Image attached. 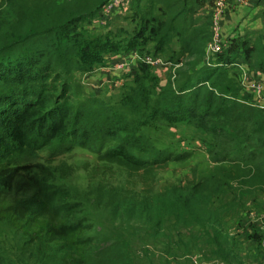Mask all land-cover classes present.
<instances>
[{"label": "trees", "instance_id": "obj_1", "mask_svg": "<svg viewBox=\"0 0 264 264\" xmlns=\"http://www.w3.org/2000/svg\"><path fill=\"white\" fill-rule=\"evenodd\" d=\"M105 2L11 0V13L0 12V221L10 223L29 243H64L80 264H87L93 241L86 234L91 226L83 205L53 181L50 167L35 161L37 152L52 143L60 151L79 146L96 150L100 160L149 170L186 159L189 153L155 148L140 126L157 117L169 124L187 122L211 135L212 162L233 163V172L216 169L217 190L233 181L264 189V107L251 103L252 95L242 90L233 65L252 59L264 74V45L234 36L205 63L213 0H149L146 9L137 6V28L122 46L121 33L85 32ZM143 35L154 43L155 53L173 43L179 54L202 52V66L179 85L174 70V77L151 98L155 78L151 66L139 60L127 76L130 86L114 97L89 95L77 103L71 99L69 75L92 72L105 54L125 53L128 58L136 51L144 56L137 49ZM174 61L168 62L182 64ZM108 141L114 143L106 146ZM207 182L172 188L165 215L175 220L194 216L200 222L192 200L211 197ZM0 264L5 263L0 259Z\"/></svg>", "mask_w": 264, "mask_h": 264}, {"label": "rangeland", "instance_id": "obj_2", "mask_svg": "<svg viewBox=\"0 0 264 264\" xmlns=\"http://www.w3.org/2000/svg\"><path fill=\"white\" fill-rule=\"evenodd\" d=\"M10 1L0 0V12L11 13ZM148 2L135 0L130 12L112 17L103 26L89 24L85 32L92 36L121 33L118 38H124V46L139 22L137 6L146 9ZM145 36L138 40V52L153 58L159 56L163 62L150 68L155 78L150 85L151 98L173 78L174 70L178 74L175 83L179 85L187 77H194L202 66V52L189 56L179 54L178 45L173 43L170 49L155 53L154 43ZM257 41L259 46L264 45L261 40ZM124 54L115 61L127 60ZM111 57L110 54L102 56L92 72L75 71L67 77L75 103L89 95L114 97L130 86L131 78L127 76L133 69L119 73L116 82L95 84L99 79L93 77L104 71L100 67L108 66ZM176 59L182 63L178 67L168 62ZM246 65L256 77L251 66H256L254 60ZM107 90L112 91L108 94ZM139 132L157 149L189 155L186 159L169 161L163 167L154 165L152 169L139 171L100 160L96 150L79 146L60 151L56 143H52L40 149L35 157L36 162L51 168L53 181L66 186L83 205L82 214L91 226L86 234L93 239L86 252L87 264H251L253 253L246 250L242 254V243L243 238L247 242L254 236L264 235V189L233 181L217 190L216 169L220 172L224 169L225 174L228 169L233 172V163L212 162L208 155L212 148L211 135L191 123L169 124L157 117L140 126ZM113 143L108 141L106 146ZM135 152L140 155V151ZM202 180H207V189L213 191H206L211 194L208 200H192L196 203L195 212L202 218L200 222L193 221L194 216L175 220L165 215L163 207L170 201L172 188L191 187ZM77 258L62 242L29 243L10 223L0 221V259L5 264H80ZM259 261H264V252Z\"/></svg>", "mask_w": 264, "mask_h": 264}, {"label": "built area", "instance_id": "obj_3", "mask_svg": "<svg viewBox=\"0 0 264 264\" xmlns=\"http://www.w3.org/2000/svg\"><path fill=\"white\" fill-rule=\"evenodd\" d=\"M244 1V0H238ZM132 0H106V2L101 6L97 11L96 17L94 18L92 24L101 25L108 23L112 17L123 15L127 12ZM227 0H213V7L211 8V39L207 42L205 47V63L214 56L219 50H221L223 42L218 37L219 23L221 16L223 15L224 6L226 5ZM128 60V61H127ZM127 60L118 59L113 63H110L108 66H104L105 71L113 72L114 75L119 77V73L122 71H130L138 65L139 60L143 61L150 66L163 65L161 57L157 56L153 58L151 56H140L136 51H132ZM129 62V63H128ZM131 63V64H130ZM238 73L239 85L241 86L244 93H251L253 105L264 107V82L263 80L252 76V72H249L248 66L245 64L243 59H238L233 64ZM174 77V73L172 75ZM117 78V77H116ZM117 80V79H116ZM98 85L108 82L106 79H101Z\"/></svg>", "mask_w": 264, "mask_h": 264}, {"label": "crops", "instance_id": "obj_4", "mask_svg": "<svg viewBox=\"0 0 264 264\" xmlns=\"http://www.w3.org/2000/svg\"><path fill=\"white\" fill-rule=\"evenodd\" d=\"M217 34L222 41L235 36L246 38L250 43L261 40L264 44V0H244L241 2L238 0H227L223 15L220 19ZM175 45L177 44L175 43ZM117 56L111 57L112 61L110 63H113L115 59H117ZM247 62L249 63L250 59H248ZM251 66L256 71V76L264 79L262 70L257 65ZM157 72L159 73L160 71L157 69ZM93 78L99 79L98 81L106 79L112 82H116L117 79L113 72L109 73V71L105 70L98 73L97 76ZM98 83L100 82L95 84ZM111 91L112 90H107V93L110 94ZM243 239L242 254H245L246 250L247 253L252 251L253 258L251 264H264V261H259V257H261L262 252H264V235L261 237L254 236V238L247 242L245 238Z\"/></svg>", "mask_w": 264, "mask_h": 264}]
</instances>
